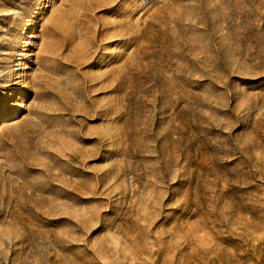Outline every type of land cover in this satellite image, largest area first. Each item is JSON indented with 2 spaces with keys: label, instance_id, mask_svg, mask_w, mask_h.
<instances>
[{
  "label": "rangeland",
  "instance_id": "obj_1",
  "mask_svg": "<svg viewBox=\"0 0 264 264\" xmlns=\"http://www.w3.org/2000/svg\"><path fill=\"white\" fill-rule=\"evenodd\" d=\"M0 264H264V0H0Z\"/></svg>",
  "mask_w": 264,
  "mask_h": 264
}]
</instances>
